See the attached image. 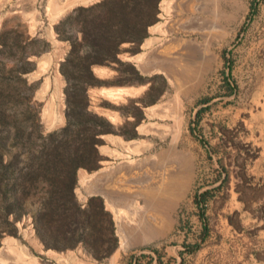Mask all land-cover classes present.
I'll return each instance as SVG.
<instances>
[{
	"label": "rangeland",
	"instance_id": "rangeland-1",
	"mask_svg": "<svg viewBox=\"0 0 264 264\" xmlns=\"http://www.w3.org/2000/svg\"><path fill=\"white\" fill-rule=\"evenodd\" d=\"M93 1L0 0V61L13 64L25 48L19 76L32 83L28 102L42 134L65 123L58 64L68 44L54 24ZM156 7L139 41L92 66L86 89L104 131L93 167L76 170L74 195L84 202L93 169L107 166L102 180L120 207L117 242L95 256L85 249L95 250L92 234L85 247L44 246L32 221L38 194L21 171L24 147L8 137L3 160L15 177L5 201L20 203L3 215L0 195V264H264V0ZM119 159V176L110 174Z\"/></svg>",
	"mask_w": 264,
	"mask_h": 264
},
{
	"label": "trees",
	"instance_id": "trees-1",
	"mask_svg": "<svg viewBox=\"0 0 264 264\" xmlns=\"http://www.w3.org/2000/svg\"><path fill=\"white\" fill-rule=\"evenodd\" d=\"M156 2L95 0L72 8L54 24L56 35L68 44L58 64L65 82V123L57 129L39 132L36 110L28 102L32 83L26 85L19 76L28 69L25 48L19 47L13 64L5 66L0 61V195L4 208L8 207L3 215L10 206L13 209L14 204L20 203L18 196L5 201L15 171L11 159L3 160L4 142L13 137L24 147L21 171L30 179L29 191L38 194L32 221L44 246L61 249L80 242L85 247V237L92 234L95 250L85 249L95 256L99 250L108 252L117 242L111 215L100 198L90 195L79 202L74 195L76 170L93 167L96 135L104 131L100 115L87 108L86 89L93 82L94 64L117 60L120 43L142 38L145 27L155 18ZM76 10L82 11L84 17L75 18ZM3 48L0 40V51ZM29 51L34 53L36 49ZM25 89L28 91L22 92ZM94 218L95 225L90 221ZM103 229L109 240L102 236Z\"/></svg>",
	"mask_w": 264,
	"mask_h": 264
},
{
	"label": "crops",
	"instance_id": "crops-1",
	"mask_svg": "<svg viewBox=\"0 0 264 264\" xmlns=\"http://www.w3.org/2000/svg\"><path fill=\"white\" fill-rule=\"evenodd\" d=\"M121 163H122L121 159L114 161V164L110 165L108 168L110 174L119 176L118 174L120 172ZM106 170H107V166H99L93 169L92 178L91 176L88 178L89 181L87 184V188H85L84 190L85 192L84 199H86V196H90V195H95L100 198L103 208L109 210L111 213L114 234L116 235V237H118L120 234L121 225L117 223L116 215H117V208L119 210L120 207L119 206L117 207V205L116 206L114 205L116 203L114 199V195L108 190V184L106 183V181L102 180L104 176L102 177L101 173L102 174L105 173ZM99 173L101 176L99 175ZM78 181H79V178H77L76 182L78 183Z\"/></svg>",
	"mask_w": 264,
	"mask_h": 264
}]
</instances>
